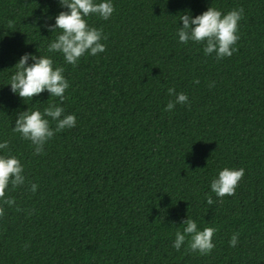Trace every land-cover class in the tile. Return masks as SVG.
Here are the masks:
<instances>
[{
    "label": "trees",
    "instance_id": "1",
    "mask_svg": "<svg viewBox=\"0 0 264 264\" xmlns=\"http://www.w3.org/2000/svg\"><path fill=\"white\" fill-rule=\"evenodd\" d=\"M111 3L107 21L86 18L107 37L106 51L74 67L48 52L61 33L44 25L67 11L59 0H0V143L9 144L0 156H15L25 176L6 191L15 204L3 205L0 264H264V0ZM209 7L244 10L231 57L179 42L181 16ZM25 54L64 69L63 102L47 91L32 101L12 92ZM173 87L189 103L167 112ZM50 106L74 115L76 127L36 155L13 128L19 113ZM224 168L245 175L234 196L219 198L211 182ZM187 218L216 229L210 254L187 240L173 247Z\"/></svg>",
    "mask_w": 264,
    "mask_h": 264
},
{
    "label": "clouds",
    "instance_id": "2",
    "mask_svg": "<svg viewBox=\"0 0 264 264\" xmlns=\"http://www.w3.org/2000/svg\"><path fill=\"white\" fill-rule=\"evenodd\" d=\"M59 4L67 11H61L55 17L54 25H44L50 32L60 31L56 40L49 44L48 52L61 53L65 61L77 66L80 59L86 54L95 56L106 51V46L101 43L102 30L90 27L87 17L97 15L107 21L115 11L111 0H103L96 3V0H59ZM243 8L233 10L227 14L209 7L203 14L192 18L190 14L181 16L183 27L179 29V42L186 44L189 41L204 44L205 55L216 54L217 60L231 57L236 49L234 46L239 40V22L243 17ZM13 21H9V27ZM29 60L34 61L29 64ZM15 74L11 76L10 87L14 94H17L23 101L33 100L47 91L51 97H58L61 102L65 100V92L69 83L64 77L62 67L54 68V61L46 56L23 55L15 65ZM199 83V80L194 81ZM169 96H175L170 100L165 111L171 112L176 104H188V97L184 93L177 94L175 88L168 89ZM56 122L53 130L50 120ZM76 127L74 115H64V109L59 106H50L43 113L37 111H24L19 113L13 131L30 141L34 146L35 154L43 152L44 145L53 138L56 132ZM8 141L0 143V149H7ZM24 168L15 156H0V218L5 215L3 205H14L15 200L8 198L6 191L9 186L15 190L25 184ZM245 170L224 168L219 172L218 178L211 182V190L217 197L234 196L239 182L243 179ZM38 185L32 184L31 191L35 193ZM207 203H214L211 196L207 197ZM19 210V209H18ZM183 232L177 231L173 247L179 251L186 240L188 247L193 252L201 255H208L214 249L212 242L216 229L205 227L198 230L196 221L187 218L183 221ZM239 234L234 233L230 239V246L235 247L239 242Z\"/></svg>",
    "mask_w": 264,
    "mask_h": 264
}]
</instances>
